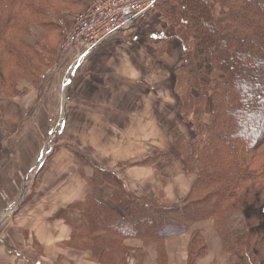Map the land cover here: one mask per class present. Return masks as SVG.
<instances>
[{"label":"trees","instance_id":"trees-1","mask_svg":"<svg viewBox=\"0 0 264 264\" xmlns=\"http://www.w3.org/2000/svg\"><path fill=\"white\" fill-rule=\"evenodd\" d=\"M63 4L73 6L79 0H0V88L14 84L9 77L22 79L45 66V54L52 55L46 37L64 34L72 15L59 12L57 5ZM164 4L171 9L161 11L164 21L160 18L159 28L150 35L159 38V56L165 55L169 39L180 44L174 95L179 114L195 133L197 178L188 194L173 204L164 194L154 201L130 199L124 211L116 213L91 198L76 203L79 217L70 241L111 237L96 250L109 264H128L125 239L153 241L159 264H165V238L170 234L160 232L171 225L187 241L184 264H198L210 251L203 223L211 222L227 264H264V0ZM34 27L45 36L29 42ZM207 111L210 120L205 123ZM50 154L33 171V179ZM28 185L19 206L35 194L29 197ZM240 212L245 213L244 234L237 237L228 220Z\"/></svg>","mask_w":264,"mask_h":264},{"label":"crops","instance_id":"crops-1","mask_svg":"<svg viewBox=\"0 0 264 264\" xmlns=\"http://www.w3.org/2000/svg\"><path fill=\"white\" fill-rule=\"evenodd\" d=\"M135 26V32L133 27L89 52L86 67L81 74L79 71L82 68L79 67L84 62L72 72L71 78H80L78 99L81 105H85L83 107L86 112L83 113L90 122L86 128L88 143L83 145L81 140H74L69 150L65 145L62 147L65 151L60 157H67L69 165L77 168L79 181L70 180L72 198L66 204L57 200L54 205L60 204L53 207L45 222L41 221V216L47 214L45 210L35 215L30 225L14 222L23 207L19 206L21 195L24 196L23 191L14 201L0 208V264H56L46 262L29 243L28 249L25 243L18 242L14 245L8 240L11 229L19 232V226H22L26 231L25 240L31 243L33 241L36 246L45 245L47 229L48 233H52L50 239L58 240L56 242L70 241L72 226L79 217V212L74 207L76 203L91 198L116 213L123 212L130 199L154 201L157 194H164L166 201L173 204L188 194L196 180L193 155L196 149L195 133L189 122L172 107L175 103V68H162L166 72L165 77L172 74L167 87L155 86L153 79L159 81L162 78L159 66L151 68L152 61H156L154 54L159 49V38L151 35L146 38L143 33L137 32L140 25ZM109 47L111 53L108 52ZM165 47V54L170 59L172 57V61H178L181 55L179 41L169 39ZM144 49L148 51L150 58H143ZM105 133H109L112 136L110 138L116 141L115 146H110L108 151V145L112 142L106 138ZM144 147L152 148L153 153L143 155ZM95 149L99 151L96 153ZM91 150L96 157L87 152ZM67 151L70 152L69 156ZM109 154L115 156L109 158ZM59 161L51 164L54 166ZM52 170L53 168L50 174ZM67 173L66 171V175ZM63 174L65 171L54 179L49 175L48 179L51 183L60 180V183L56 181L55 186L64 184L67 179L62 180ZM44 185V180L35 184V200L40 198L41 195L37 193ZM22 186L24 187V182ZM62 196L63 194L60 198ZM4 215H8L6 220H3ZM48 220L50 224H46ZM163 229V236L170 234V237L165 238L169 242L181 237L177 235L180 233L178 228L168 225ZM102 233L104 231H99V235H103ZM169 242H166L168 247ZM156 245L153 241L144 243L138 239H125L123 246L128 264H159ZM174 259L172 253L169 254L165 264L185 263L184 256ZM57 264L64 262L59 258Z\"/></svg>","mask_w":264,"mask_h":264},{"label":"rangeland","instance_id":"rangeland-1","mask_svg":"<svg viewBox=\"0 0 264 264\" xmlns=\"http://www.w3.org/2000/svg\"><path fill=\"white\" fill-rule=\"evenodd\" d=\"M89 1L79 0V4L73 6L68 4L57 5L60 10L59 12L71 11L72 15L69 23L63 28V30L66 29L64 34L59 33V35H51L50 38L46 37V42L49 44L48 50L52 52V55L45 54V58L48 60L44 62L45 66L40 68L38 72L36 70L34 72L30 71L32 75H26L22 79L9 77L10 80H16L15 82L13 81L14 84H11V87L6 90L2 87L0 88V208H4L7 203H11L20 196L22 191H25L27 187L24 188L22 186L23 182L26 185L29 184L27 194L30 197L35 191V184L43 180L45 181L44 187L40 188L37 193L41 195L38 201L34 199V196L31 198V201L27 200L26 203L30 201V204L27 203V205L25 203L16 218H14V222L19 221L25 226L33 223L34 216L39 215L40 211L43 210L47 214L41 216V221L45 222L46 218L50 216L49 212L53 210V207L56 204H60L59 202L54 205L57 200L61 201V204H66L68 199L72 198L73 189H69V185L72 184L70 180L79 181L77 168L72 164L69 165L67 157L63 158L60 156L65 151L62 147L65 145L69 150V147L74 144V140H81L83 145L88 143L86 140V128L90 122L85 119V113H83V111L86 112V109L83 107L85 105H81L82 103L78 99L80 78L78 76L77 78H71V71L67 70L68 66L75 61L78 52L60 50V44L65 35L72 29L75 14L84 8ZM170 9L169 6H165L164 0H159L149 12L145 13L138 20L139 23L137 25L140 26L137 32L143 33L147 38L148 35L155 32V28H159L160 21H164L163 16L160 15L161 11L165 10L168 12ZM135 25L133 26L134 32ZM29 34L30 36L27 38L29 42L45 36V33L37 27H34ZM108 52L111 53V48L108 49ZM142 55L144 59L150 58L148 51H145V49ZM154 56L156 61H152L151 68L159 66L160 76L162 77L159 81L155 80V78L153 79L155 86L158 88L167 87L172 80V74L165 77L166 72L162 68H175L176 72L180 63L179 61H172L174 59L172 57L170 59L166 54L160 55L161 57L159 54H154ZM87 57L88 55L84 58L85 61L83 60L84 64L79 67V69L82 68L79 73H82L86 67ZM8 72L9 68L5 69V73L7 74ZM175 72L174 76L176 78ZM65 78L68 79V83L62 85V81ZM3 86H6V82L3 83ZM143 91L145 92L146 89ZM172 107L179 112L180 102L176 97ZM173 108L172 110L175 111ZM171 112L169 115H171ZM202 118L205 123H208L210 120L208 111ZM99 127L101 128L102 125ZM79 134L84 136L82 137ZM105 136L112 142L108 145V151L110 146H115L116 141L110 138L112 136L109 133H105ZM94 138L98 139L99 143H102L99 141L98 136ZM94 151L97 153L99 149H95ZM87 152L96 157L95 152L93 153L92 150ZM48 153L51 154L46 167L42 169L38 177L33 179V171L40 166L43 158ZM148 153H153L152 148L144 147L143 155ZM67 154L69 156L70 152L67 151ZM64 156L67 155L64 154ZM110 156L113 157L115 155L109 154L108 157L110 158ZM55 161L59 162H56L53 166L51 163ZM52 168L53 170L50 174ZM62 170L65 171L62 180H67L64 184L55 186L56 181L60 183V180H56L52 182V185L48 179L49 175L54 179L59 173L63 172ZM66 171L68 172L67 175ZM55 191H57L56 194H54ZM61 194L64 197L60 198ZM23 197L21 195L22 199ZM7 217L8 215L6 217L4 215L3 220H6ZM244 217L245 213L240 212L228 220L230 228L237 237H241L244 234ZM210 223H203L204 235L209 244L210 251L206 257L198 261V264H227L228 260L223 245L214 233ZM46 224H50V220ZM48 231L47 229L44 246H36L33 241L32 243L27 242L26 231L22 229V226H19V232L11 229V236L8 237V240L14 243V245L18 242L25 243L27 249L29 243L36 253H39L46 262L50 263L57 264V261L61 258L64 264H109L104 258L100 257V254L97 253L99 251L96 250H99V242L108 240L111 237H101L102 239L92 242L85 239L56 242L58 240L50 239L52 238V233H48ZM171 241L169 247L166 245L165 259L171 253L172 257H175L174 260L183 256L186 257L187 241L182 238ZM106 242L108 241H104L103 243ZM27 251L25 250V252Z\"/></svg>","mask_w":264,"mask_h":264},{"label":"built area","instance_id":"built-area-1","mask_svg":"<svg viewBox=\"0 0 264 264\" xmlns=\"http://www.w3.org/2000/svg\"><path fill=\"white\" fill-rule=\"evenodd\" d=\"M157 1L91 0L75 14L72 29L60 44V50L78 52L67 70L78 66L93 49L130 30Z\"/></svg>","mask_w":264,"mask_h":264}]
</instances>
